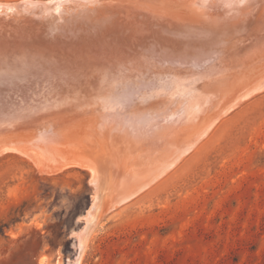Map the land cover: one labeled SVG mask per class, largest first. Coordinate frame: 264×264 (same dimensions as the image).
Masks as SVG:
<instances>
[{
  "label": "bare ground",
  "instance_id": "bare-ground-1",
  "mask_svg": "<svg viewBox=\"0 0 264 264\" xmlns=\"http://www.w3.org/2000/svg\"><path fill=\"white\" fill-rule=\"evenodd\" d=\"M99 1H0V34L13 39L0 40V96L29 79L57 103L23 134H0V152L19 153L39 172L90 174L71 264L101 214L152 186L264 89V0L153 1L125 12ZM203 76L206 84L192 83Z\"/></svg>",
  "mask_w": 264,
  "mask_h": 264
},
{
  "label": "rangeland",
  "instance_id": "rangeland-1",
  "mask_svg": "<svg viewBox=\"0 0 264 264\" xmlns=\"http://www.w3.org/2000/svg\"><path fill=\"white\" fill-rule=\"evenodd\" d=\"M155 1L175 8V0ZM27 80L0 96L3 137L23 134L57 104L52 89ZM246 99L152 186L101 214L79 264H264V89ZM89 178L81 167L39 172L1 151L0 264H71Z\"/></svg>",
  "mask_w": 264,
  "mask_h": 264
},
{
  "label": "water",
  "instance_id": "water-1",
  "mask_svg": "<svg viewBox=\"0 0 264 264\" xmlns=\"http://www.w3.org/2000/svg\"><path fill=\"white\" fill-rule=\"evenodd\" d=\"M151 1H155V0H151ZM101 3L107 5L111 9L122 10L121 12L128 11L129 9L130 10L137 9V8H139V6H143V4L146 5L144 7H149L148 5L152 4L151 2H149V0H102L96 4V8L101 7L102 6ZM7 18L10 19V21L8 19H3L2 22L11 23L12 22L11 19H13V18L9 17V16H7ZM11 38H12V35H9V34L6 35V33H5V35L3 33L0 34V40L3 41L4 43H5V41H9L10 43H13L12 42L13 39H11ZM90 202H91V198L89 200V204H90ZM89 204H88V206H89ZM84 213H83V215H84ZM80 220L81 221H79L78 223H84L83 217ZM73 242H74V246H75V256H76V254L78 253V250H79L78 249V241H77L76 237L74 238Z\"/></svg>",
  "mask_w": 264,
  "mask_h": 264
}]
</instances>
